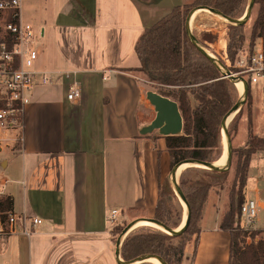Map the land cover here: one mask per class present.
<instances>
[{
    "label": "crops",
    "instance_id": "1",
    "mask_svg": "<svg viewBox=\"0 0 264 264\" xmlns=\"http://www.w3.org/2000/svg\"><path fill=\"white\" fill-rule=\"evenodd\" d=\"M189 1H22V20L41 31L38 68L54 82L35 88L23 144L9 139L0 147V182L13 198L12 212L43 223L31 238L0 242V264H119L121 236L109 222L112 211L119 212L118 221L154 216L159 183L171 176V156L165 137L140 133L152 121L146 114L149 81L136 71L135 46L146 28ZM64 73L79 81V100L68 99ZM252 98L253 131L261 136L264 96ZM251 193L261 214L264 192ZM211 194L182 264H229L231 233L221 229V219L209 220L218 213Z\"/></svg>",
    "mask_w": 264,
    "mask_h": 264
},
{
    "label": "trees",
    "instance_id": "2",
    "mask_svg": "<svg viewBox=\"0 0 264 264\" xmlns=\"http://www.w3.org/2000/svg\"><path fill=\"white\" fill-rule=\"evenodd\" d=\"M249 3L247 0H193L175 6L168 15L146 28L135 46L141 63L136 71L146 77L158 94L176 101L183 116V133L165 137L171 156V170L186 160L213 163L221 159L222 122L239 100L236 85L229 78H224L221 70L193 44L187 33L186 20L189 14L199 7L214 9L230 18L238 19L246 13ZM255 6L259 8L251 27L248 56L256 49L258 40L264 42V0H255ZM246 24L238 26L228 23L230 43L227 55L233 63L239 58V52L247 41ZM218 37L212 32H202L197 40L199 39L201 46L209 49V44H215ZM222 64L226 65L224 61ZM230 71L238 72L236 69ZM252 103L249 84L245 103L249 108V140L246 147L238 151L230 209L221 223V229L231 233L229 264H264V238L249 246L241 245L243 231L238 223L241 206L246 200L253 156L259 150L264 151V138H258L252 132ZM244 105L231 123L230 136L236 133ZM199 169L208 179L186 180V169L181 174L179 184L190 206L191 218L188 228L179 235H170L156 228L131 233L121 247V257L124 261L153 255L161 257L167 264H182L187 244L200 232L199 226L196 228L194 223L203 217L211 190L225 184L229 177L228 170L218 172ZM13 204L11 196L0 198V213L12 212ZM176 204L180 205V210ZM181 209L183 208L178 195L168 176L159 183L154 219L176 229L182 224ZM196 240L198 242V237Z\"/></svg>",
    "mask_w": 264,
    "mask_h": 264
},
{
    "label": "built area",
    "instance_id": "3",
    "mask_svg": "<svg viewBox=\"0 0 264 264\" xmlns=\"http://www.w3.org/2000/svg\"><path fill=\"white\" fill-rule=\"evenodd\" d=\"M23 0H0V147L13 139L23 144L26 124V108L31 103L33 92L39 85H48L54 78L38 68L40 51L38 43L41 31L25 23L21 18ZM225 60L229 61L227 51ZM235 76L246 75L248 84L264 85V46L256 47L250 56L240 55L236 61ZM70 81L68 99L77 101L82 96L79 81L71 73L62 74ZM224 77V76H223ZM225 78V77H224ZM240 78V77H239ZM6 195V185L0 182V198ZM262 205L256 198H246L240 209L239 228L243 232L256 230ZM119 212L113 210L109 222L118 223ZM43 223L39 217L14 212L0 213V242L14 236L31 238Z\"/></svg>",
    "mask_w": 264,
    "mask_h": 264
},
{
    "label": "rangeland",
    "instance_id": "4",
    "mask_svg": "<svg viewBox=\"0 0 264 264\" xmlns=\"http://www.w3.org/2000/svg\"><path fill=\"white\" fill-rule=\"evenodd\" d=\"M247 1L250 2V0H247ZM183 4H185V3H183ZM183 4H181V5H183ZM247 8H248V6H247ZM247 8H246L245 12L247 11ZM258 8H259L258 6L254 7L253 12H252V17L249 20V22L246 24L245 35H246L247 41L244 43V46L241 49L242 52L241 51L239 52L240 55L247 56L249 53V39H250L251 27H252L253 21L255 20V18L257 16ZM242 17L243 16H241V18ZM238 19H240V18H238ZM191 30H192L193 35L199 39L201 37L202 32H212V33L217 34L219 37H218L216 43L215 44H209V49H207V48H205V49L217 57L216 62L219 65H221L222 71L223 70L225 71V69L226 70L231 69L234 71V69H236L235 66H236L237 60H235V62L233 63L229 59V61L227 63H225L226 64L225 66L222 64V61L225 60L224 59L225 58L224 51L225 50L227 51V47L230 43L228 23L226 21L222 20L217 15L207 14V15L201 17L196 23H194ZM260 44L261 45L264 44L263 40H261V39L257 41L256 46H258ZM237 58L238 57H236V59ZM236 70H238V69H236ZM238 72H239V70H238ZM243 76L245 77V79L248 78L246 75H243ZM243 76L239 75V77L242 80H243ZM143 86H146V84H143ZM148 89H150V91L156 92V90L153 89V87L151 86L150 82H149ZM251 94H252V96H255V97L256 96L257 97H263L264 96V85L263 84H251ZM240 98H241V96L239 93V100H240ZM149 105H150V107H148L146 114L148 115V119L150 121H153L154 118L156 117V112L154 110V107L150 103H149ZM243 108H244L243 112H242L243 114H242V117L240 118V120L238 122V127L236 130V133H234V136H231L232 145H233V153H232L231 166L228 169L229 177H228L227 181L225 182V184H223L222 186L214 187L211 190L212 194H211L210 204L212 206V209L216 208L218 213L215 216L211 215L209 217L210 221H220V219L222 220L224 218V216L226 215V213L230 209L231 187H232V183L234 180L235 169H236V164H237V160H238V151L245 148L247 145V142L249 140V131H248V128H249V122H248V112L249 111L248 110H249V108H248V106H246V104L244 105ZM262 108H264V107H262ZM232 121L229 123V129L231 128ZM257 122H258V116H257ZM155 132H158V131H155ZM252 132H253L254 136H257L258 138H260V137L264 138V135H261V136L255 135V133L253 131V125H252ZM4 157H5L4 153L0 154V160L1 159L3 160ZM0 169H1V167H0ZM187 170L188 171L186 172V175H185L186 180L190 181V180H197V179H208L204 176L203 171H201L199 168L191 167L190 169L187 168ZM180 179H181V176L178 180L179 184H180ZM254 189H261L264 192V151L263 150L257 151L253 156V159L251 162L248 186H247V191H246V194H247L246 198H251V196L253 195V193H251V191H253ZM261 198H262V201H264V193L261 194ZM178 199H179L180 204L183 208V209H181V211H182V223H183V221L185 219V208L182 205V200L180 199L179 196H178ZM176 205H177V209L180 210V208H181L180 205L179 204H176ZM152 218H154V216ZM202 218H199L196 221V223H194L196 228L199 226V223L202 220ZM260 219H261V221H260V223L256 224V227H261L262 229H264V211L261 212ZM132 221H133L132 219L129 221L128 220L118 221V223L116 225H114L113 232L115 233L117 238L122 236L124 230L128 227L129 224H131ZM221 223H222V221H221ZM149 230H156V229H154V227H152V226H143V227L134 229L128 235H130L131 233L136 232V231H149ZM242 234L243 235L241 237V240H243V242L241 245H243V246H249V245L253 244L254 242H257V241L264 238V230H259V229L253 230L251 232H243Z\"/></svg>",
    "mask_w": 264,
    "mask_h": 264
},
{
    "label": "water",
    "instance_id": "5",
    "mask_svg": "<svg viewBox=\"0 0 264 264\" xmlns=\"http://www.w3.org/2000/svg\"><path fill=\"white\" fill-rule=\"evenodd\" d=\"M254 5H255V0H250V3L248 5L247 11L246 13L243 15L242 18L240 19H233L230 18L226 15H224L223 13L216 11L214 9H210L207 7H199L194 9L188 16L187 20H186V28H187V33L189 35V37L191 38L193 44L198 48V50L205 56L207 57L210 61H212L220 70H221V65H219L209 54V52L203 47L201 46V44L198 42L197 38L193 35L192 30L190 28V20L191 17L193 15V13L199 9H207L210 12H212L213 14L225 19L224 21H226L227 23H230L232 25H244L246 24L252 14V11L254 9ZM243 19V20H241ZM223 76L225 78H229L233 83L234 81L237 79V76H235L234 74H232L229 70L225 71L221 70ZM246 83V94L244 97H241L240 100L236 103V105L231 109V111L225 116V118L223 119L222 122V135L223 133L227 136L228 138V144H229V156H228V166L226 168H219L216 166V162L213 163H209V162H203V161H198V160H186L183 162H180L179 164H177L171 172V181L172 184L175 188L176 193L178 194V196L180 197V199L186 204L187 206V219L186 222L183 226V228L181 230L178 231L179 227L176 229L173 228H169L166 225L162 224L161 222L157 221L154 218H148L149 220H152L153 222L159 224L160 226H162L166 231L165 233L170 234V235H179L181 233H183L189 226L190 224V218H191V211H190V206L186 201V198L183 194V192L180 189V185L179 182L177 181L176 177H177V172L179 170V168L187 163H192V164H198L200 165L201 168L204 169H208V170H212V171H218V172H223V171H227L230 166H231V160H232V153H233V145H232V139L231 136L229 134V124H227V119L229 118V116H231L233 113L237 112L241 109V107L246 103L247 100V96L249 93V84L244 81ZM147 100L149 101V103L154 107V110L156 112V117L154 118V120L147 126L143 127L141 130V135H149L154 133L155 131H158L159 134L163 137H169V136H179L183 133V128H184V121H183V116L182 113L179 109V104L168 98V97H164L160 94H158L157 92L154 91H149L147 92ZM138 221V220H137ZM136 222V221H135ZM132 222L131 224L128 225V227L124 230L122 236L124 234H126L132 227V225L135 223ZM121 238L119 239V244H118V250L116 253V256L118 258L119 264H143L146 263L145 260L149 259V258H157L159 259L162 264H167L161 257L159 256H153V255H144V256H140L132 261L126 262L123 259L121 260L120 258V244H121Z\"/></svg>",
    "mask_w": 264,
    "mask_h": 264
},
{
    "label": "bare ground",
    "instance_id": "6",
    "mask_svg": "<svg viewBox=\"0 0 264 264\" xmlns=\"http://www.w3.org/2000/svg\"><path fill=\"white\" fill-rule=\"evenodd\" d=\"M207 14H210V15H213L212 12H210L209 10L207 9H199L197 11H195L191 17V20H190V28L193 27L194 23H196L201 17L207 15ZM215 15V14H214ZM219 17V16H218ZM221 18V17H220ZM222 20H225L223 18H221ZM243 20V19H241ZM209 54L211 55V57L216 61L217 60V57L215 55H213L212 53L209 52ZM234 84L236 85V88L238 89L239 93H240V96L241 97H244L245 94H246V83L244 82V80H242L241 78L237 77V79L234 81ZM237 114V112L233 113L231 116H229V118L227 119V124H229L235 117V115ZM228 156H229V144H228V138L227 136L223 133V155L221 157V159L219 161L216 162V166L219 167V168H226L228 166ZM191 167H195V168H200V165L198 164H192V163H187V164H184L182 165L178 172H177V181L179 180L182 172L187 169V168H191ZM182 205L184 206L185 208V219L183 221V223L180 225L179 230H181L186 222V219H187V206L186 204L182 201ZM143 226H152L156 229H159L160 231L162 232H165L166 230L160 226L159 224L153 222L152 220H149V219H141V220H138L136 221L131 229L122 236V238H126L127 235L132 232L134 229H137V228H140V227H143ZM146 263H151V264H162V262L157 259V258H149V259H146L145 260Z\"/></svg>",
    "mask_w": 264,
    "mask_h": 264
}]
</instances>
